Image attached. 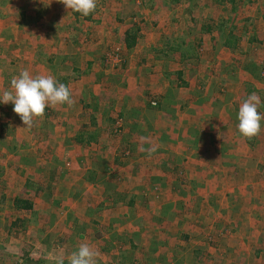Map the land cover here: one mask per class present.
<instances>
[{"label": "rangeland", "instance_id": "obj_1", "mask_svg": "<svg viewBox=\"0 0 264 264\" xmlns=\"http://www.w3.org/2000/svg\"><path fill=\"white\" fill-rule=\"evenodd\" d=\"M149 1L128 0L127 22L116 23V35L124 28L136 35L134 46L112 36L105 52L83 42L82 32L92 28L82 18L78 31L71 32L74 18L62 23L68 42L62 32L31 31L56 28L59 11L68 10L57 0H46L45 8L43 0H14L17 13L0 11V23L10 28L0 37V94L28 70L69 86L75 102L48 108L31 129L12 104H0V264H25L28 252L37 259L31 264H57L60 256L68 263L82 243L99 251L98 264H264V126L248 140L238 124L226 122L253 92L264 113V40L255 23L244 21L251 9L261 12L262 0L236 7L230 0ZM31 2L47 13L37 24L18 12ZM104 3L98 0V7ZM105 8L114 16L113 7ZM221 22L247 26L253 36L237 31L240 47L225 49ZM15 158L24 168L7 170L6 159ZM105 160L134 165L133 174L151 168L152 175L122 185L108 179H121L120 171L94 172ZM79 164L90 171L86 188L72 185L74 176L83 178ZM98 179L101 187L93 185ZM89 186L101 195L79 198ZM120 186L124 195L117 197L112 189ZM103 190H111V201ZM18 197L35 211L15 209ZM42 212L45 224L38 225ZM84 231L100 232L102 241Z\"/></svg>", "mask_w": 264, "mask_h": 264}, {"label": "crops", "instance_id": "obj_2", "mask_svg": "<svg viewBox=\"0 0 264 264\" xmlns=\"http://www.w3.org/2000/svg\"><path fill=\"white\" fill-rule=\"evenodd\" d=\"M41 0H39V2H40ZM46 0H43V5H44V8H45V2ZM53 1V0H52ZM101 1H103V3H104V5H105V7H113L112 8V10H114V16H111V15H109L110 13H108V10H106V8L104 7L103 9H101V7L99 6V7H97V10H96V12L93 14V15H91V19L89 20V19H87V18H84V17H81L79 14H77V13H73V12H68V10L66 11V12H64L63 13V11H59V13H60V15L59 16H61V17H59V16H57L56 18H57V21L56 22H54L55 24L56 23H58L57 25H56V28H52V26H49V27H47V25H43L42 27H41V29L39 30V29H31V31H34L36 34H41L42 33V35H44V33L45 32H47V30H50V31H52V32H62L63 34V36L64 37H66L65 36V31L67 32V30H69V29H65L64 27L65 26H63L64 24H62V23H65V22H67V21H69V20H71L72 18H74L75 19V24H73L72 23V27H70V28H72V31L71 32H73L74 30L76 31L77 29L75 28V27H77L78 25L76 24L77 22H80V18H82V19H84V23H86V24H88L92 29H90V33H88V32H86L85 33V31H83L82 32V35H83V42H86L87 43V45H92V51H94V50H96V49H98L100 52H105L106 51V48L108 47L107 46V39L108 38H112V36H113V38H119V39H122L123 38V42H122V44L123 45H125L126 46V40H125V36H127V34H128V30H127V28H124V29H121L122 31H121V33L120 32H118V35H116L115 33V30L114 29H116L117 28V24L116 23H120V25L122 26V25H124V23H126L127 22V16L126 15H124L123 14V11H124V9L123 8H125V7H123V5L124 4H126V3H128L127 1L128 0H101ZM155 1V0H154ZM230 1H232L231 3H232V6H238V5H240L241 3L243 4V2L241 1V0H230ZM255 1H258V0H255ZM57 6H59L60 8V10H62V5H63V3L62 4H60L61 2H62V0H57ZM133 2L135 3H140V2H146V4L148 3V2H150L149 0H133ZM34 3L35 2H31V4L29 5V7H25V8H22V9H18V12H19V14H20V18L22 19V20H25V21H34V23H36L37 24V21L39 20V21H41L38 17H40L41 15L43 16V17H45V14H47L46 13V11H45V9L44 8H42V9H40V10H38V9H34V8H36V7H34ZM174 3V2H173ZM245 3H247V1L245 2ZM250 3V2H249ZM252 3H254L253 1H252ZM261 3V5H259L260 6V10H261V12L258 10V9H255V13H254V10L253 9H251L250 10V12L251 13H249V14H251L252 16H246L245 17V19H244V21L246 22V23H251V25L253 26V23H255V25H256V27H255V29H256V31L258 32V34H260V35H258L259 37H260V41H262V40H264V0H262V2H260ZM142 4V3H141ZM175 4H176V2H175ZM63 7H64V9H66L65 8V6L63 5ZM123 7V8H122ZM15 8V5H14V0H0V11H3V10H5V12L7 11H10V12H12V10H14L16 13H17V10L16 9H14ZM63 9V10H64ZM45 11V12H44ZM260 12V13H259ZM129 16V15H128ZM8 18H10V16L8 17ZM7 18V19H8ZM108 18H111V22L113 21V23L109 26V24L107 23V22H109V21H107V22H105V20L106 19H108ZM73 19V20H74ZM16 20H17V18H16ZM248 21V22H247ZM49 23H50V21H49ZM51 24H53V23H51ZM57 26H58V28H57ZM5 27V26H4ZM4 27L2 26V23H0V37H3L2 35L4 34L3 33V30H4ZM21 26H19V28H20ZM36 28H37V26H36ZM5 29H10V28H8V27H5ZM236 30V32L237 31H240V33L241 32H244V34H247V35H250V33H249V31H248V29H247V26H246V28H244V27H240V26H238V28H236L235 29ZM78 31V30H77ZM255 31V32H256ZM115 32V33H114ZM217 32H220V31H217ZM235 32V35H237L238 36V38H242V35H240V34H238V33H236ZM141 33H143V34H145L143 31H141ZM140 33V34H141ZM72 34H74V33H71L70 34V36H73ZM92 34V35H91ZM215 35H217V34H215ZM76 36V35H75ZM223 36V34L220 32V36L219 37H222ZM253 35H250V37H252ZM28 38H30V37H28ZM247 38H249V37H247ZM3 39H4V37H3ZM66 39H67V41L66 42H68L69 41V37H66ZM4 42V41H3ZM78 42L79 41H77V44H78ZM223 47H224V45H223ZM240 46H238V48H239ZM66 48H68V49H70L71 51H73L74 53H77V52H75L74 50H73V45L72 44H67L66 45ZM225 48V47H224ZM237 48V49H238ZM225 49H227V48H225ZM90 65L91 63H89V59H87V65ZM93 67H95V65L93 66ZM93 67H92V69H93ZM34 71H35V69H34ZM125 93L126 92H129V89L128 88H125V91H124ZM121 106H123V105H121ZM120 106V107H121ZM119 108V107H118ZM228 115H230L229 117H230V120L228 121V119H226L227 121V123H229L228 125H227V127H229V126H236L237 124H238V120H237V115H235V113H231V114H228ZM225 120V119H224ZM223 120V121H224ZM156 121H157V119H156ZM224 124V123H223ZM128 125H130V124H128ZM10 128V127H9ZM2 129H4V128H2ZM11 129V128H10ZM129 129H131V126H130V128ZM231 130V132L233 133V128L232 129H230ZM132 131V130H131ZM5 132V130L3 131V133ZM224 132V131H223ZM236 132V131H235ZM234 132V133H235ZM222 133V132H221ZM133 134H134V132H133ZM223 135V134H222ZM228 137V133H224V135L222 136V139H226ZM141 142V141H140ZM93 145V144H92ZM221 146H217L216 147V150H217V152H219V148H220ZM216 154H218V153H216ZM18 159V158H17ZM16 158L15 159H6L8 162H11L10 164H9V167L7 168V170L8 169H13L14 170V168L17 166V167H23V165L21 164V163H23V162H19L18 160H17ZM145 161V162H144ZM148 160H143L142 161V163H144L143 165L145 166V163L147 162ZM223 162V161H222ZM98 163H102V165L101 166H97V163H95V167H94V172L96 173L97 171L96 170H101L103 167H105V168H109V170H113V171H120V173L122 174V177H121V179H119V178H117V177H115V175H111V174H109V176H110V178H108V179H110L111 181H113V180H121L120 182H122V185L124 184V183H126V181H129V179L130 178H133V179H135V181H142V178H143V176H146V175H148L149 173H150V175H152V172L150 171V169L151 168H149V169H147L148 171H149V173H143V170L142 169H140L137 173H135V174H133V169H135V166L134 165H126V164H121L120 163V166H117V165H114V164H116V163H114V164H112L110 161H107L106 162V160L104 161V162H101V161H99ZM105 163V164H104ZM123 163V162H122ZM83 165V164H82ZM82 165L81 164H79V167L82 169V172H81V174L78 176V177H81V176H83V178H77L76 176H74L73 178H72V185H75L74 183H76V184H80V183H82V187H84V188H86V186H85V182L86 183H91L89 180L87 181L86 179H84V173L85 172H90V171H88V169H83V167H82ZM152 165V163L151 162H147L146 163V166H151ZM230 165H232V164H230ZM260 166H262V164L260 163ZM100 167H102L101 169H100ZM120 167V168H119ZM129 167V168H128ZM24 168V167H23ZM27 170H30V168L29 167H25ZM2 170H4L3 168H1ZM72 169H73V165H72ZM263 169H264V163H263ZM92 170V169H91ZM35 172V171H34ZM91 172H93V171H91ZM72 173L74 174L75 173V171L73 170L72 171ZM98 174H100V172H98ZM195 175H197V173H195ZM200 173H198V177L199 178H201L200 177ZM70 175H65L64 177L66 178V179H68V178H70L69 177ZM15 177V176H14ZM232 177V176H231ZM63 179V178H62ZM27 181H29V179H27ZM26 181V182H27ZM66 181H68V180H66ZM99 179L98 180H96L95 182H93L94 184L93 185H95V186H97V187H101L100 185H99ZM92 184V183H91ZM121 185V184H120ZM95 186H89V187H87L89 190H87L86 192L88 193V194H86L85 192L84 193H81L80 195H78L79 196V198H88V197H91V198H97V194H98V197L101 195V192H100V188H96ZM125 186H130L128 183L125 185ZM113 191V193L117 196V197H121L122 195H124V192L122 191L123 189H121V186H120V189H112ZM103 192H105V196L107 197V198H109V200H108V202L109 201H111V190L109 191V192H107V191H105V190H103L102 191V193ZM86 196V197H85ZM76 204V203H75ZM94 204H96V202L94 203ZM90 206H91V203L89 204V206H87V205H84L83 207L84 208H86V209H88L89 210V208H90ZM96 206V205H95ZM98 206H100V205H98ZM16 209V208H15ZM68 208H66V209H63L62 211H65V212H67L68 210H67ZM21 210V209H20ZM33 210L35 211V209L33 208ZM33 210H31V211H27V210H23V211H25V212H32ZM45 215H47L46 213H41V214H38V225H44L45 224V222H43L42 220H45V218H44V216ZM50 217L51 216H53V213L51 214V215H49ZM37 217V216H36ZM47 222H49L50 223V221H47ZM15 225H16V223H15ZM62 225H64V224H61V226ZM87 225V224H86ZM86 225H85V227H86ZM65 226V225H64ZM75 227H77L76 225H75ZM56 228H57V230L59 231V229H61L60 228V225L59 224H56ZM139 228V227H138ZM87 230V229H86ZM108 230H110V229H108ZM138 230V229H137ZM84 234H85V236H86V233H87V236L88 237H90L92 240L93 239H98L99 241H102V237L100 236V232H96V233H91L90 231L88 232H83ZM104 236H105V234H103ZM87 236H86V238H87Z\"/></svg>", "mask_w": 264, "mask_h": 264}, {"label": "clouds", "instance_id": "obj_3", "mask_svg": "<svg viewBox=\"0 0 264 264\" xmlns=\"http://www.w3.org/2000/svg\"><path fill=\"white\" fill-rule=\"evenodd\" d=\"M66 9L81 17L93 15L98 0H62ZM74 100L69 86L59 82L52 75L33 77L28 70H22L10 81V89L0 94V104L13 105V111L21 119L24 128L31 129L37 119H43L46 110L59 105L72 106ZM261 100L257 93L250 94L238 109V131L248 140L258 136L264 126V113L258 111ZM100 253L87 243H82L67 258L68 264H98ZM57 264H65L63 256Z\"/></svg>", "mask_w": 264, "mask_h": 264}, {"label": "trees", "instance_id": "obj_4", "mask_svg": "<svg viewBox=\"0 0 264 264\" xmlns=\"http://www.w3.org/2000/svg\"><path fill=\"white\" fill-rule=\"evenodd\" d=\"M174 3L175 2H181V0H172ZM224 1V0H223ZM87 19H91V15L89 17H86ZM219 31L223 34V36L221 37L223 39V45L225 48L228 49H232V50H236L239 46V42H240V38H238L237 35H235L236 32V27H228V25L223 22H221V24L218 26ZM132 33H128V36H126L127 38L126 40V46L128 48H132L135 44V39H136V35L134 37H132L133 35H131ZM130 35V36H129ZM258 38L254 37V38H250L249 43H254L257 42ZM180 46H177V49L175 51H181L180 50ZM185 56V55H183ZM99 59L104 60L103 57H99ZM91 139H95L94 137H92ZM30 183V180L26 182V185L28 186V184ZM14 206L16 209L18 210H27V211H31L33 210V203L29 200H24L22 198H17L14 201ZM37 261V259L33 258L30 253H27V256H25V264L26 262H29L31 264V262ZM68 264V263H65Z\"/></svg>", "mask_w": 264, "mask_h": 264}]
</instances>
